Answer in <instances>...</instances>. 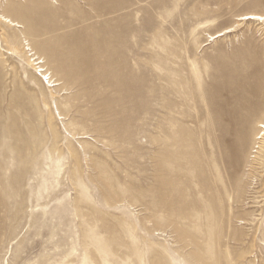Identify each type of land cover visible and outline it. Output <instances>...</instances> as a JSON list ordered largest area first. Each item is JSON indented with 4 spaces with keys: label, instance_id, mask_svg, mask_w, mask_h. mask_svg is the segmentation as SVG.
Returning <instances> with one entry per match:
<instances>
[{
    "label": "rangeland",
    "instance_id": "1",
    "mask_svg": "<svg viewBox=\"0 0 264 264\" xmlns=\"http://www.w3.org/2000/svg\"><path fill=\"white\" fill-rule=\"evenodd\" d=\"M251 14L264 0H0V264H264Z\"/></svg>",
    "mask_w": 264,
    "mask_h": 264
},
{
    "label": "bare ground",
    "instance_id": "2",
    "mask_svg": "<svg viewBox=\"0 0 264 264\" xmlns=\"http://www.w3.org/2000/svg\"><path fill=\"white\" fill-rule=\"evenodd\" d=\"M246 18L248 19H257V20H261V21H264V15H255V14H251V15H247ZM6 19V18H5ZM10 22H12L10 19H8ZM43 61H39L38 63H41ZM41 66V65H40ZM44 68H41V71H43ZM48 72H43L42 75H47ZM49 75V74H48ZM48 77V76H47ZM49 79V83L52 82L51 78H50V75L48 77ZM52 85H57V84H52ZM238 96V95H237ZM234 113H231L229 114L230 117L233 119V123L235 122L234 121V117H235V111L233 110ZM218 119H219V116L217 115ZM230 118V119H231ZM259 131L255 133V146H254V149L255 148H260V145L257 146V144H260L262 143V140L264 139V122L263 123H259ZM253 149V150H254Z\"/></svg>",
    "mask_w": 264,
    "mask_h": 264
}]
</instances>
